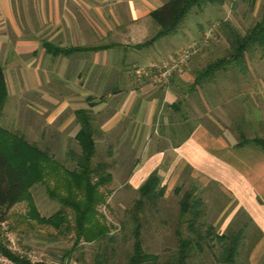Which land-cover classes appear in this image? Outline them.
<instances>
[{"label": "rangeland", "instance_id": "rangeland-1", "mask_svg": "<svg viewBox=\"0 0 264 264\" xmlns=\"http://www.w3.org/2000/svg\"><path fill=\"white\" fill-rule=\"evenodd\" d=\"M146 1L153 3L154 0ZM165 1L162 0V3ZM223 1L221 5L207 4L194 8L176 36H166L156 41V45H152L156 50L161 49L160 54L157 50L159 56L153 61L156 63L162 58L171 59L186 45L200 40L204 33L210 30L208 44L190 57L183 77L174 87L172 85L177 95L176 101L170 106L163 104L162 108H156L155 112L158 113L155 115L153 130L146 141L143 136H133L136 124L126 126L123 136L119 135L123 124L110 133L103 134L99 129L100 117L92 111V125L95 128L93 164L99 165V171L111 176L108 183L100 187L105 202L97 206L101 215L98 219L109 227V234L118 235V240L85 242L82 237H78L74 228V214L68 208L66 221L69 226L64 222L56 229L37 223L35 217H49L61 207L57 197H52V194L57 193L51 191L55 188L57 179L52 176L31 184L24 198L10 209L8 220L0 224V247L16 255H35L46 264H93L96 252L106 253L108 264H127L126 255L132 251L134 242V224L131 222L125 231L120 229V225L121 222L130 220L131 208L139 198L137 190L144 180H139L135 185L131 184L130 180L132 177L134 179L132 173L147 156V151L172 150V147L179 144L182 132L188 133L198 124L213 135H221L236 143L242 136L254 138L264 134L263 49L255 48L253 55L247 57L246 71L230 65L227 70H219L216 73L214 82L202 80L193 84L195 71L213 59L223 56L227 48L225 40L215 34L219 22L228 20L244 33L260 19L264 5V0ZM141 22L145 26L142 31L144 37L151 38L158 26L149 17L142 18ZM119 31L115 33L118 34ZM131 31L134 35V31ZM137 68L139 67H134L131 74L139 79L134 72ZM151 76V82L154 83L153 70ZM46 81H49L47 85L43 83L40 89L44 90L50 86L51 79ZM4 83V91L0 92V129L45 150L52 160L63 167L74 168L72 153L80 152V146L74 137L75 128L71 124L62 134H58L56 127L46 124V116L53 108L50 96L40 99L36 91L19 88L18 79L13 77L11 71L8 72L7 84L5 80ZM168 86L169 84L163 88ZM62 97L63 95L58 98ZM155 98L159 106L161 98L159 95ZM97 101V96H92L87 106L92 107ZM40 106H45L48 110L40 114ZM66 117L67 114L63 113L59 120ZM0 144L3 149H8L2 141ZM170 162L169 159L161 160L160 164L159 180L160 185L164 187V198L159 201L157 207L147 204L144 213L138 217L141 247L151 256L146 260V264H178L173 258L179 250L177 231L185 238L188 236L185 221L187 217L179 220L178 201L192 186L195 187L196 197L202 201L203 214L200 220L204 222L201 228L204 239L199 247L193 248L184 264H225L223 258L229 243L227 236L238 231L241 236L235 264H242L245 254H250L252 244L258 240V229L243 210L231 214L236 202L227 192L219 189L216 183L201 182L192 167H186L181 172L179 166H174L168 174ZM93 181H96L95 177ZM61 192L63 193L62 189L58 191ZM30 201L32 206L28 204ZM76 241L78 243H75ZM249 257L246 264H250ZM256 264H264V254Z\"/></svg>", "mask_w": 264, "mask_h": 264}, {"label": "crops", "instance_id": "crops-1", "mask_svg": "<svg viewBox=\"0 0 264 264\" xmlns=\"http://www.w3.org/2000/svg\"><path fill=\"white\" fill-rule=\"evenodd\" d=\"M162 4V0H0L4 80L7 84L11 71L19 88L36 91L40 99L50 96L53 108L45 122L56 127L58 134L72 124L76 140L79 124L75 112L85 109L92 123V111L99 115L103 134L123 124L118 132L123 136L126 126L136 124L133 136H143L146 141L153 130L156 108L176 101L172 85L183 77L172 74L169 86L163 88L151 82L148 71L139 79L131 74L134 67L149 66L161 53L153 48L155 42L136 45L148 39L141 19ZM48 78L50 86L40 89ZM92 96L98 101L89 107ZM47 110L40 106V114ZM63 113L67 117L59 120ZM171 149H149L130 183L145 180L155 169L159 175L161 160H171L168 174L174 166L181 172L192 167L201 182L216 183L235 200L232 215L243 210L258 229V240L249 254L250 264L258 263L264 254V152L215 136L201 124L182 132L179 144Z\"/></svg>", "mask_w": 264, "mask_h": 264}, {"label": "trees", "instance_id": "trees-1", "mask_svg": "<svg viewBox=\"0 0 264 264\" xmlns=\"http://www.w3.org/2000/svg\"><path fill=\"white\" fill-rule=\"evenodd\" d=\"M223 3V0H166L149 12V17L158 26L156 33L144 43L136 46L152 44L166 36H176L194 8ZM215 34L223 38L227 44L224 55L213 59L206 66L195 71L193 84L200 83L202 80L214 82L216 73L219 70H227L230 65H235L241 71L247 70V57L253 55L255 48L264 50V5L260 19L244 33L240 32L230 21L222 20ZM89 49L94 50L95 48ZM4 88V73L0 66V92L4 91ZM1 103L0 94V106ZM75 114L79 124L76 140L80 146V152L72 153V161L75 163L72 169H67L52 160L47 152L38 146L30 145L22 141L19 136L0 129V142L2 141L8 147V149H3L0 144V224L8 220L10 209L24 198L31 184L53 176L57 179L54 183L56 186L51 191L57 193L52 194V197H57L61 207L49 217H35L36 222L56 229H59L64 222L69 226L66 221V209L68 208L74 214V228L78 232V237H82L85 242H116L118 235L109 234V227L99 221L98 217L101 215L97 211V206L105 202L100 187L108 183L111 176L108 173H102L97 169L99 165L93 164L95 131L88 111L80 109ZM237 145H253L264 152V134L254 138L242 136ZM61 189L63 193H58ZM137 191L139 198L131 208L130 220H125L120 225V229L125 231L131 222L134 224L132 231L134 242L132 251L126 255L127 264H146V260L151 257L141 247L138 217L144 213L147 204L157 207L159 201L165 196L164 187L160 185L156 169L148 175ZM195 191V187L192 186L178 201L179 220L184 216L187 217L185 221L189 236L185 238L177 231L179 250L173 258L178 264H184L193 248L199 247L204 239L201 230L204 222L200 220L203 214L202 201L196 197ZM28 204L33 205L31 201ZM240 236L239 231L227 236L229 243L225 248L223 258L225 264L236 263ZM0 249L17 264H31L28 260L10 253L3 247ZM248 256L249 254L246 253L242 264L247 263ZM108 261L106 253L96 252L93 257V264H108Z\"/></svg>", "mask_w": 264, "mask_h": 264}, {"label": "built area", "instance_id": "built-area-1", "mask_svg": "<svg viewBox=\"0 0 264 264\" xmlns=\"http://www.w3.org/2000/svg\"><path fill=\"white\" fill-rule=\"evenodd\" d=\"M210 30L206 31L203 37L198 41L191 42L190 45H186V47L179 52L177 55L172 57L171 59L162 58L156 63H151L147 67L137 68L135 69L136 76L140 77L146 71L151 72L153 70V82L157 84V86H166L170 83V76L172 74H184L185 67L187 66L188 60L190 57L197 54L201 49H203L209 40ZM4 223V222H3ZM1 223V224H3ZM20 258L28 260L30 263H43L37 256L28 254L27 256H23L22 254L18 255ZM0 264H17L14 262L8 255L4 254L0 251Z\"/></svg>", "mask_w": 264, "mask_h": 264}]
</instances>
